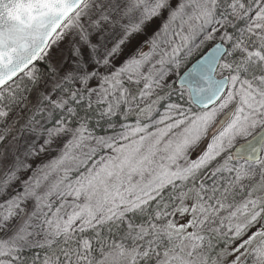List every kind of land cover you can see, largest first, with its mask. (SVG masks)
<instances>
[{"label": "snow or ice", "instance_id": "1", "mask_svg": "<svg viewBox=\"0 0 264 264\" xmlns=\"http://www.w3.org/2000/svg\"><path fill=\"white\" fill-rule=\"evenodd\" d=\"M0 264H264V0H0Z\"/></svg>", "mask_w": 264, "mask_h": 264}, {"label": "rangeland", "instance_id": "2", "mask_svg": "<svg viewBox=\"0 0 264 264\" xmlns=\"http://www.w3.org/2000/svg\"><path fill=\"white\" fill-rule=\"evenodd\" d=\"M161 23L160 20H154L153 23L149 26V29L148 31L151 32L153 29H155L156 27H158V25ZM73 37H72V34L69 33L68 36L66 37V40L65 41H62V42H59L57 45H55L54 47L59 49V48H62L65 46L66 44V41L67 40H71Z\"/></svg>", "mask_w": 264, "mask_h": 264}]
</instances>
